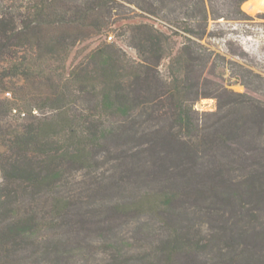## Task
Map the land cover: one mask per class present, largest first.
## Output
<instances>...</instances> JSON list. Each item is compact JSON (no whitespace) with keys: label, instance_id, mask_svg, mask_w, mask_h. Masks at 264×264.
I'll return each instance as SVG.
<instances>
[{"label":"trees","instance_id":"16d2710c","mask_svg":"<svg viewBox=\"0 0 264 264\" xmlns=\"http://www.w3.org/2000/svg\"><path fill=\"white\" fill-rule=\"evenodd\" d=\"M137 1L0 0V83L12 96L0 102V264H60L88 244L73 242L89 205L71 185L73 172L94 169L95 152L114 153L104 139L127 144L116 151L117 162L134 164L125 178L154 187L110 210L148 215L158 227L143 224L144 234L166 235L123 263L115 242L106 264H264V105L222 88L213 65L201 82L212 54L173 44L178 29L201 38L209 15L223 16L209 14L212 0ZM244 1L228 3L242 14ZM122 2L137 16L161 12L166 32L130 25L135 59L102 40L66 74L74 47L115 30ZM202 98L223 99L231 118L202 125ZM201 216L212 224L205 241Z\"/></svg>","mask_w":264,"mask_h":264},{"label":"rangeland","instance_id":"374dc122","mask_svg":"<svg viewBox=\"0 0 264 264\" xmlns=\"http://www.w3.org/2000/svg\"><path fill=\"white\" fill-rule=\"evenodd\" d=\"M138 1L136 3L141 5V0L140 2ZM251 1L253 5H249ZM249 6H252L253 9ZM239 10L242 14L237 13L228 3V0H212L209 14L220 13L223 17L213 19L209 15L205 34L201 38L190 36V41L185 39V37H188L186 36L187 34H183V31L178 29L177 32L179 34L173 36V44L176 50L183 44H190L192 49L197 50L199 53L205 51V53L212 54L208 67L200 79L201 82H203L208 68L213 65L218 75L217 83L222 88L228 89L235 94H249L256 99H260L264 105V0L244 1L240 5ZM118 11L121 13L122 20L114 26L115 30L109 31L105 37L78 44L71 50L65 61L66 74L89 51L95 49L102 40L115 43L117 48L127 56L135 59L137 57L136 51L129 47L128 43L127 31L130 25L148 23L166 32L162 26L165 20H161V12L158 13L160 16L145 13L142 16H137L140 15L141 11L135 8L134 5L125 2L120 4ZM165 11L170 15L169 9ZM178 26L181 28L184 25L178 24ZM167 64V60L162 62L161 71L163 73H166ZM247 72L255 77L257 76L254 85L250 84L247 86L248 79L244 77ZM189 75L195 80L194 73H188ZM3 88H5V84L0 83L1 103L4 99H11L12 97L11 93H7ZM223 101V99L202 98L196 102L194 108L202 125L215 122L221 116L228 117L230 113L226 110L229 108L227 107L228 104L225 105L224 110H219L218 108L219 103H223ZM83 102L85 101H78V106L88 105L87 102ZM229 117L231 118L230 115ZM116 123L114 121L115 125H117ZM119 141L104 139L106 147L114 153L106 159L101 154V151H97L95 152L96 157H94V169L73 172L71 187L75 191L76 197L84 205H89L87 217L78 219V221L83 220L84 225L82 227L80 225L77 226L78 230L73 233L75 235L73 242L80 246H84V242L89 245H85L80 250H75L76 252L72 258L68 260L65 258L61 260L60 264H106L112 255H117L113 248L115 246L113 243L115 242L118 244L116 247L120 248V261L122 263L124 260L135 261L138 253L151 250L156 246L158 240L166 238L165 234L159 237H151L144 234L142 228H140L144 227L143 224H149L144 228L151 231L156 230L158 227V224L150 219L148 215L114 214L109 208L115 203L127 204L137 201L144 191L154 188L151 184H146L144 181L140 182L135 176L124 177V172L131 170L134 164L131 161L123 164L120 161H116L118 150L127 145L122 144L124 142L119 144ZM129 174L133 175L131 171ZM99 206L104 207L102 211ZM97 219L104 222L101 226V231H96L97 228L95 229L93 225ZM197 222L201 224L200 232H197V236L205 241V236L209 233V227L212 225L211 220L208 217L201 216L197 219ZM61 237H64V234ZM212 243V248L221 244L216 239ZM208 254L209 256L215 255L213 253Z\"/></svg>","mask_w":264,"mask_h":264},{"label":"bare ground","instance_id":"6f19581e","mask_svg":"<svg viewBox=\"0 0 264 264\" xmlns=\"http://www.w3.org/2000/svg\"><path fill=\"white\" fill-rule=\"evenodd\" d=\"M249 5H253V4H252V1H251V3H249ZM249 7H252V6H249ZM252 9H253V7H252Z\"/></svg>","mask_w":264,"mask_h":264}]
</instances>
